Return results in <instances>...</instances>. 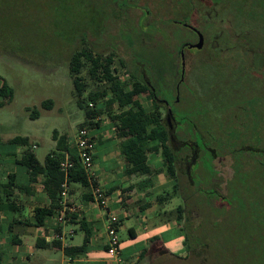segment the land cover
<instances>
[{
    "label": "rangeland",
    "instance_id": "374dc122",
    "mask_svg": "<svg viewBox=\"0 0 264 264\" xmlns=\"http://www.w3.org/2000/svg\"><path fill=\"white\" fill-rule=\"evenodd\" d=\"M194 1L200 5L199 13H195L198 22L217 21L222 13L228 21L233 17L227 10L224 13V8H220L221 2L212 5V8L207 6V0ZM120 2L0 0V77L6 79L13 90L12 100L0 107V157L5 159L11 152L20 154L22 146L7 142L16 135L28 136L31 144H36L33 150L40 161L55 148V131V138L65 134L70 145H74L84 120V111L77 105L73 83L75 75L70 74L68 68L70 55L81 46H90L102 56L112 53L111 66L122 80L128 79V76L120 58L129 67L144 68L145 74L155 84H160L159 95L167 99L174 113L172 124L177 135L181 140L185 138L195 142L202 149L199 157L189 164V173L186 172L189 157L180 159L179 194L173 193L169 201V207L173 209L168 217L172 219L176 218L175 208L185 204V218L181 221L183 229L169 228L156 238L158 240L145 242L144 256L128 257V264H264V152H229L232 148L228 144L224 147L228 154L221 155L223 149L218 147L216 151L221 156L213 161L210 151L202 147L207 141L217 146L221 136H225L222 116L227 115L226 123L232 117L229 105H234L237 100L232 88L227 90L224 103L217 106L210 103L213 77L205 74L209 72L207 68L205 73L192 70L190 57L184 81L179 87L180 95L175 94L174 83L179 80V72L170 71L168 66L172 63L173 67L180 68L177 53L179 40L170 30H179L188 37L190 33L176 23H172L169 29L160 24V19L169 13L181 18L183 10L188 8V1L181 0L179 4L176 0ZM177 4L180 9L176 8ZM211 10L214 14L210 13ZM143 11H148L145 16ZM155 21L160 23L154 24ZM185 54L192 56L197 52L187 49ZM82 61L78 76L85 85L83 96H87L89 91L99 88L102 83L89 75V61L84 57ZM220 87L218 84L212 89L215 92ZM48 99L52 103H48ZM140 99L143 107L149 106L147 93H143ZM43 102L49 106L43 105ZM33 108L39 111L38 118H31ZM258 109L262 117L264 103L261 107L256 105L254 110L257 112ZM159 111L165 116L164 107ZM111 112H118L117 107L114 106ZM111 112H104L94 119L101 125H111L108 134L114 139H106V134L94 137L96 167L101 175L111 167H120L121 163L125 165L119 151L120 138L108 115ZM261 117L259 114L256 117L255 113L250 118L245 117L247 128L260 122L264 124ZM232 121L228 122L227 129L232 130L230 126L235 125L239 131L238 122ZM186 127L190 136L183 132ZM244 132V129L241 130L240 136H244ZM114 145L118 153H115ZM260 146L264 148V126ZM188 148H182L178 155L183 157L188 154ZM147 155L153 171L157 167L163 170L164 160L160 152H149ZM148 180L142 181L144 185ZM123 221L125 227L118 236L123 251L129 255L131 251L141 250L143 238H132L126 229L127 225L137 226V218ZM64 225L67 226L66 231L71 229L69 223ZM184 232L188 235V244L183 243ZM83 235L84 232L77 229L69 243L81 244ZM55 256L57 260L54 264H60L63 254L57 251Z\"/></svg>",
    "mask_w": 264,
    "mask_h": 264
},
{
    "label": "trees",
    "instance_id": "16d2710c",
    "mask_svg": "<svg viewBox=\"0 0 264 264\" xmlns=\"http://www.w3.org/2000/svg\"><path fill=\"white\" fill-rule=\"evenodd\" d=\"M179 1L176 2L179 4ZM188 1V8L184 9L181 18L174 16V13H169L161 17L160 22L155 21V23H160L170 29L172 23H176L182 27L180 21L190 23L193 17V0ZM216 4L222 3L220 8H224L228 12H231L233 17L231 21L225 18L224 14L218 16V20L209 21L206 30L209 32V37L216 35L219 38V47L215 52H220L221 55L227 51L226 46L232 47L228 50L231 53V66L226 62L224 57H219L215 53V59L211 61H201L200 66L201 71L203 69H214L213 73L209 74L213 77V82L210 86L212 91L210 96V103H215V106L224 103L227 99V90L232 88L231 91L237 98L233 102L234 105H229L231 107L229 114L232 115L227 119L226 114L222 116L223 126H225L224 135L221 136V140L217 142V146H213L207 141V144H203L205 150L210 151V156L213 161H215L218 156L228 154V151H224V147L230 144V151H263L264 148L260 146L262 142V137H259V133L263 134L264 124L260 122L255 127L247 128L244 118L255 113L256 117L258 114L261 117V111L258 109L256 112L254 108L261 107L264 103V0H215ZM124 0H121L123 4ZM176 8L180 9V5ZM148 11H143L145 16ZM214 14V13H213ZM230 20V19H229ZM246 21V22H245ZM149 26H156L149 23ZM183 28V27H182ZM185 29V28H183ZM171 33L174 36L177 35L178 47L177 53H179L180 47L183 42L189 40L188 36H183L181 31L171 28ZM220 32V33H219ZM248 38V52L253 54L250 58L247 57L243 60L241 51L239 49L242 40ZM228 40L229 45L225 44L224 41ZM262 47V52L259 51ZM252 49V50H251ZM212 52V50H210ZM246 52L243 51V53ZM217 56V57H216ZM85 58L90 63L89 75L94 79H98L101 82L99 88H95L88 92L87 96H83V91L85 85L81 82V78L78 76L80 69L83 65L82 58ZM113 54H108L102 56L92 47H78L75 49L69 60V71L70 74L75 75L73 83L76 90V101L79 108L84 111V120L81 122V128L90 129L98 128L100 122L94 120L97 116L104 112H111L114 106L117 107L118 112L108 113L110 121H112V126L116 127V134L120 138L119 141V151L126 161L125 172L127 174H139V175H150L154 171H164L167 178L172 182V187L166 191L164 195L165 198H170L171 195L179 194V183H178V167L180 163L181 156H179V151L182 148L189 147L192 150L196 146L195 142H190V140H181L174 130V126L169 128L165 117L161 115L160 109L163 107L164 99L159 95L158 83L155 84L151 78L145 74V69L136 66L129 67L126 65L123 59H119L122 66H124L125 72L128 79L122 80L118 75L114 73L112 68ZM170 71L179 72V69L173 67L170 63ZM191 68V67H190ZM193 69V67H192ZM231 70V74H225V70ZM259 69V70H258ZM219 81V82H217ZM173 83V82H172ZM177 82L174 83V86ZM222 83V84H221ZM220 84L221 87L217 88L214 92L212 87L214 85ZM169 87L170 85L166 84ZM175 88V87H174ZM209 89V90H210ZM147 93L150 104L147 107L142 106L141 95ZM13 97V90L7 83V81L0 77V107L4 106L6 103L10 102ZM212 98V100H211ZM167 100V99H166ZM48 103H52V100H47ZM43 105L49 106L43 102ZM31 118L35 119L39 116V111L37 108H33L31 111ZM173 119H175L173 111ZM233 118V119H232ZM185 119V118H184ZM231 120V121H230ZM234 120L237 127L240 129L237 131L235 125L230 126L232 130H228V122H233ZM260 120H264V113ZM176 124L178 122L175 120ZM235 124V123H234ZM195 128L196 125H193ZM245 130L244 136L241 135V130ZM189 129L186 127L183 132L189 135ZM192 131V129H191ZM92 133V132H91ZM57 132H54V139L56 140L55 148L52 149L40 162L33 150V146L30 143V139L26 136L16 135L8 139V143L12 145H20L23 147L21 151L20 158L17 162L26 168L28 173V184L31 185L39 180V177H43V185L45 191L50 199V203L47 206H36L33 208V216L35 223L38 226L44 225L46 220L56 218L58 210L60 208L59 199L61 191V183L63 181V172L60 170L59 163L64 159L65 155L68 154L69 158L73 160V166L70 169V185H79L82 188L89 189L90 182L88 180L87 173L83 169L80 161L76 156V149L74 145H70L67 135H58L55 138ZM182 136V135H181ZM249 138V139H248ZM249 140V141H248ZM251 140V143H250ZM182 143V145L180 144ZM237 143V145H236ZM192 147V148H191ZM221 147L223 152L221 155L217 153L216 148ZM200 148V147H199ZM202 150V149H201ZM149 152H160L164 160L163 170H154L148 164V153ZM93 162H95V156H92ZM192 181V180H191ZM95 183V182H94ZM16 188L14 175H9L8 181L6 183L0 184V191L4 193V196L0 195V207L7 206V209H13L16 205L14 201L9 199V196L13 194V190ZM74 189H70L72 193ZM92 200V195L90 191L84 194V200ZM185 204L178 205L175 208L177 223L180 225V229H183L181 221L185 218ZM77 213L70 216V220L67 223L73 222L77 217ZM80 228L86 225V222L81 220ZM84 229V237L81 244L78 245H66L62 247L63 253L69 258H79L88 250V243L90 237V230ZM56 231L60 230L59 226H56ZM152 238L151 240H155ZM188 235L184 232L183 243L188 244ZM36 245L39 248L49 245L45 240L38 239ZM50 245L57 248H61V242L59 239H52ZM146 249L143 250L141 255H144ZM1 264V255H0Z\"/></svg>",
    "mask_w": 264,
    "mask_h": 264
},
{
    "label": "crops",
    "instance_id": "0c3cea01",
    "mask_svg": "<svg viewBox=\"0 0 264 264\" xmlns=\"http://www.w3.org/2000/svg\"><path fill=\"white\" fill-rule=\"evenodd\" d=\"M110 127L109 124H100L98 128L92 129L91 132L93 136L95 135L94 137H102L103 134H106V139L114 140L108 134V128ZM115 145L114 148L116 149ZM32 146L35 148L36 144L32 143ZM115 151V153H118L117 149ZM110 152L112 153V151ZM93 154L95 156L94 173L96 181L108 194L110 210L120 217L118 233L125 227L123 220L133 217L137 218L139 224L137 226L127 225L126 229L132 238H143L141 246L152 238L159 237L163 232H167L169 228L181 230L177 219L168 217L173 209L169 207V201L172 197L165 198L164 195L172 187V182L165 176L163 171H154L150 175H129L125 172L126 161L124 159L125 165L121 163L120 167H111L106 174L101 175L96 167V154L94 151ZM20 155L21 152L19 155L11 152L5 159L0 157V184L6 183L9 175H14L16 184L13 194L9 196V199L16 204L14 208L7 209L6 205L0 207L1 264H54L57 260L55 256L57 251L63 254L60 264H65L68 259H71L72 264H117L105 251L106 215L104 211L96 207L92 200H84V194L90 191V188L85 189L79 185L71 186L74 191L70 193L69 199L78 206V216L73 222L69 223L74 233L60 239L61 248L50 245L51 237L57 226L55 218L46 220L44 225L37 226L33 216L34 207L47 206L50 203L43 185L44 178L40 176L38 181L29 185L26 168L17 162ZM121 161L123 160L121 159ZM147 178L149 180L144 185L145 182L142 181ZM0 195L4 196V193L0 191ZM82 219L86 222L83 227L90 230L88 250L85 255L79 258L66 257L62 247L72 245L69 240L73 239L77 229L84 232V228H80ZM60 228L64 232L67 230L66 225H61ZM42 238L49 245L39 248L36 242ZM120 247L122 264L129 263L128 257L144 256L141 253L145 246L141 247V250L131 251L129 255L125 254L121 244ZM154 252H158V250H154Z\"/></svg>",
    "mask_w": 264,
    "mask_h": 264
},
{
    "label": "built area",
    "instance_id": "2783aa9c",
    "mask_svg": "<svg viewBox=\"0 0 264 264\" xmlns=\"http://www.w3.org/2000/svg\"><path fill=\"white\" fill-rule=\"evenodd\" d=\"M74 147L76 149V156L80 161L83 169L87 173L88 180L90 182V192L92 195V202L96 207L102 209L106 215L105 225V251L107 255L117 264H122L121 251H120V239L118 236V229L120 224V217L113 213L109 208L108 194L106 190L96 181L94 173V162L92 159L94 151V136L90 129L80 128L76 134ZM73 166V160H71L68 154L64 159L60 161L59 167L63 172V181L61 183L60 208L55 218L57 226L67 224L70 220V216L78 212V206L69 199L71 185L70 169ZM95 182V183H94ZM121 200V199H120ZM119 200V201H120ZM73 229L68 231L58 230L54 231L52 239H64L67 236L73 234ZM65 264H72L71 259H68Z\"/></svg>",
    "mask_w": 264,
    "mask_h": 264
},
{
    "label": "flooded vegetation",
    "instance_id": "af4514ba",
    "mask_svg": "<svg viewBox=\"0 0 264 264\" xmlns=\"http://www.w3.org/2000/svg\"><path fill=\"white\" fill-rule=\"evenodd\" d=\"M194 1V0H193ZM207 6H212L214 4H216V1L215 0H207ZM213 8V6H212ZM199 10H200V5L195 3L194 1V4H193V17H192V21L190 23L188 22H184V21H180V24L182 25L183 28H185L189 33H190V37L188 38L189 40H187L186 42H183L182 46L180 47V50H179V57H180V68H179V80L177 81L176 85H175V94H178L180 95V85H181V82L184 81V75L186 73V70H187V66L189 64V58L191 57V64H192V67L193 69L192 70H199L201 71V67L200 66V62L201 61H211L213 59H215V53L216 55H218L219 57H224V59H226L227 63L229 66H231L232 64V60H231V53L227 51L232 49V47H228L226 46L225 48L227 49L226 52H224L222 55L220 54V52H215L214 51L217 49V46L220 50V47H219V38L216 37V35H213L212 37H209V32L206 30V27H207V23L208 22H198L197 20H195L196 16H195V13H199ZM213 13L214 10H211L210 13ZM209 13V14H210ZM220 33V32H219ZM199 34H201L203 36V43L200 47H196V46H192L193 44H196L199 40ZM242 40V44H240V51H241V55L243 56V60L248 57V55L252 56L253 54H249L250 52H248V47L246 46V44L248 43V38H244V39H241ZM248 40V41H247ZM229 41L226 39L224 41L225 44L229 45L228 43ZM187 49H193L197 52V55H186L185 54V51ZM212 50V52L210 51ZM214 50V51H213ZM243 53V51H245ZM252 50V49H251ZM262 52V47L260 49H258V53ZM181 53H183V59L181 57ZM217 57V56H216ZM215 60H219V58H216ZM182 61H184V66L182 64ZM190 69V67L188 68ZM204 70V69H203ZM214 70V69H213ZM213 70L210 69L209 72L210 73H213ZM259 70V69H258ZM225 74L227 75H230L231 74V70L228 69V70H225ZM163 104V107H164V110H165V120L167 121L168 125H169V128H172L173 126V115H172V112H171V109L169 107V104L167 103H162ZM170 109V111H169ZM259 137H262V133H259L258 134ZM182 145V143H180ZM192 148V147H191ZM201 153V149L199 147H195L193 148L192 150H190V152L188 154H185L183 155L182 160L184 159V157H189L187 159V165H186V172L189 173L190 169H189V164L190 163H193L197 157H199ZM181 161V160H180Z\"/></svg>",
    "mask_w": 264,
    "mask_h": 264
},
{
    "label": "water",
    "instance_id": "95a60500",
    "mask_svg": "<svg viewBox=\"0 0 264 264\" xmlns=\"http://www.w3.org/2000/svg\"><path fill=\"white\" fill-rule=\"evenodd\" d=\"M202 43H203V36L201 34H199V40H198V42L196 44H193L192 46L200 47L202 45ZM181 57L183 59V53H181ZM182 64L184 66V61H182ZM164 102L167 104V101L166 100H164ZM169 111H170V109H169Z\"/></svg>",
    "mask_w": 264,
    "mask_h": 264
}]
</instances>
